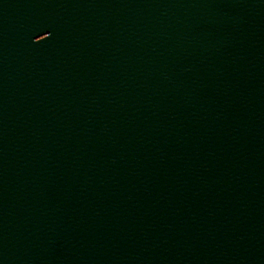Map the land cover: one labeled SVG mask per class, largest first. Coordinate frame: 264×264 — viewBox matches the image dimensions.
I'll list each match as a JSON object with an SVG mask.
<instances>
[{
    "label": "water",
    "instance_id": "obj_1",
    "mask_svg": "<svg viewBox=\"0 0 264 264\" xmlns=\"http://www.w3.org/2000/svg\"><path fill=\"white\" fill-rule=\"evenodd\" d=\"M0 264H264V0H0Z\"/></svg>",
    "mask_w": 264,
    "mask_h": 264
}]
</instances>
